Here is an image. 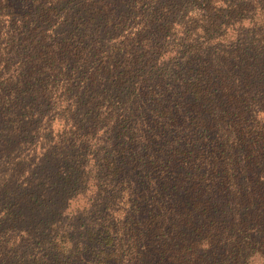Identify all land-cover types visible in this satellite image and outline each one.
<instances>
[{
    "label": "trees",
    "instance_id": "16d2710c",
    "mask_svg": "<svg viewBox=\"0 0 264 264\" xmlns=\"http://www.w3.org/2000/svg\"><path fill=\"white\" fill-rule=\"evenodd\" d=\"M0 264H264V0H0Z\"/></svg>",
    "mask_w": 264,
    "mask_h": 264
}]
</instances>
